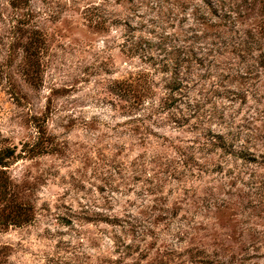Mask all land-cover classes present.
<instances>
[{"label":"rangeland","instance_id":"rangeland-1","mask_svg":"<svg viewBox=\"0 0 264 264\" xmlns=\"http://www.w3.org/2000/svg\"><path fill=\"white\" fill-rule=\"evenodd\" d=\"M7 147L6 264H264V0H0Z\"/></svg>","mask_w":264,"mask_h":264},{"label":"trees","instance_id":"trees-1","mask_svg":"<svg viewBox=\"0 0 264 264\" xmlns=\"http://www.w3.org/2000/svg\"><path fill=\"white\" fill-rule=\"evenodd\" d=\"M28 83L31 85L33 79L28 76ZM36 148L37 145H36ZM35 148L32 147L27 153H33ZM39 151V152H37ZM35 153L41 154L37 150ZM15 147H7L0 150V230L6 229L10 226L20 227L28 224L31 221L30 209L26 205L18 203L14 199V186L6 177V168L9 167V162L17 159ZM4 255L0 250V264H6Z\"/></svg>","mask_w":264,"mask_h":264}]
</instances>
